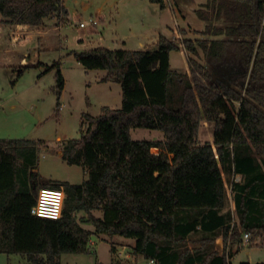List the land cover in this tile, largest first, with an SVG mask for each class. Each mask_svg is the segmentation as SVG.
<instances>
[{"label": "trees", "instance_id": "trees-1", "mask_svg": "<svg viewBox=\"0 0 264 264\" xmlns=\"http://www.w3.org/2000/svg\"><path fill=\"white\" fill-rule=\"evenodd\" d=\"M151 1L166 8L165 0ZM66 12L64 0H0V22L10 25L40 26ZM197 14L215 21L207 29L215 37L183 41L189 72L172 68L170 53L180 47L165 35L156 49L72 51L86 69H106L104 80L121 84L122 105L84 113L81 137L55 150L83 166L81 183L40 181L41 140L0 138V252L61 264L62 254L88 252L94 234L108 233L135 239L134 255L156 264H232L244 232L251 245L263 237L264 0H208ZM53 69L59 107L65 78L59 61L47 65ZM205 121L212 141L200 139ZM134 127L161 130L165 139L135 140ZM224 173L242 175L230 183L236 214ZM41 185L64 188L60 218L31 213ZM115 257L112 264H135Z\"/></svg>", "mask_w": 264, "mask_h": 264}, {"label": "rangeland", "instance_id": "rangeland-1", "mask_svg": "<svg viewBox=\"0 0 264 264\" xmlns=\"http://www.w3.org/2000/svg\"><path fill=\"white\" fill-rule=\"evenodd\" d=\"M196 1L183 5L188 14L187 20H184L176 10L171 9L174 5H181L174 0V4L169 3L170 7L164 9L151 0H64L67 9L65 15L47 18L42 25L36 27L42 33L33 39L34 44L29 45V49L33 48L34 52L40 53L39 58L49 65L55 61L60 62L65 78L61 105L57 107L55 69L46 72L47 65L30 66L20 74L23 68L19 67L21 65L1 66L0 137L45 139L48 151L45 157L40 158L41 174L48 178L59 176L67 180L81 181L83 173L80 167L63 161L54 151L59 147L61 139L81 137V128L85 130L88 124V120L83 118L84 113L98 115L104 104L121 107L122 87L119 83L97 82L96 78H101L98 73L102 71L86 69L72 51H83L85 47L142 49L148 44L155 46L160 34L170 36L173 30L171 28L179 23L181 26L176 27V32L174 31L170 39L184 45L183 41L187 38L195 40L207 34L206 27L196 25L198 21L193 10ZM91 18L98 21L97 26L91 28L89 25H80L81 22L89 24ZM122 39L127 40V43H123ZM1 40L15 44L8 34ZM176 57L178 55L174 53L172 65L182 69ZM41 74L43 75L40 76ZM203 130L200 132L201 139L208 137L211 127L205 125ZM131 136L135 140H161L164 133L158 129L134 127L131 129ZM210 136L212 139V131ZM228 176L226 174V185L230 197ZM229 207L236 214L231 197ZM94 213L97 216L104 214L101 209H95ZM83 214L79 212L78 217L84 216ZM81 223L85 228L94 229L86 221ZM193 237L197 235L194 234ZM217 240L218 238L215 243ZM237 245V248L243 249L233 258L232 264H241L242 260L251 261V264H264V239L257 238L252 246L251 242L240 246L236 241ZM89 248L90 251L84 253H64V264H112L116 254V260L155 264L144 255L135 256L131 243L119 234L96 233L91 237ZM23 256L19 253H0V264H24L26 259Z\"/></svg>", "mask_w": 264, "mask_h": 264}, {"label": "crops", "instance_id": "crops-1", "mask_svg": "<svg viewBox=\"0 0 264 264\" xmlns=\"http://www.w3.org/2000/svg\"><path fill=\"white\" fill-rule=\"evenodd\" d=\"M174 1H178L181 5L179 7H176L174 5L173 7H171V9L174 10V11L176 10V12L179 13L184 18V20H187L188 14H187L185 8L183 7V5L184 6L190 5L193 0H174ZM207 1L208 0H197L196 2H194V7H193L194 14H195L196 19L198 21V23L196 25H200V26L206 27V32H207L208 26L213 27V25L215 24V21H211V20H207V19L201 18L197 14V11H198V9H206V3H207ZM165 3H166V8H169L170 7V6H168L169 3L174 4L173 3V0H165ZM175 7H176V9H175ZM182 11H184V12H182ZM188 24H193V23H188ZM188 24H186V25H188ZM177 26H181V24L179 23L178 25L173 26L171 28V30L173 29L171 35L174 33V31L176 32V27ZM182 26H185V25H182ZM36 27H38V26L27 25V24H17V25H9V24H7L6 25V24L0 22V67L1 66H9V65H11L13 67L15 65H18V66L21 65L19 67H26V66L27 67H30V66H38V65H49L47 62H45L44 60H41L39 58L40 53L34 52L33 51V48H30L29 49V45L35 43V42H33V39H35L36 35H41V33H42L41 32L42 30H37ZM36 33H40V34H36ZM7 34L10 35V37L12 39H14L15 44H12L11 42H9V43L2 42L1 39L4 36H7ZM160 35H163V34H160ZM160 35H159V37H160ZM170 36H167V37L170 38ZM202 37L209 38L210 39V38H214L215 36L212 35V33H208L207 32L206 36H202ZM158 40H159V38H158ZM82 41H84V40L82 39ZM122 42L123 43H127V40L122 39ZM84 43H86V42H84ZM19 46L21 47V49H20ZM157 47H158V41L156 42L155 46H153V44H148V45H146V48H142V49H156ZM179 47L180 48L178 50H172L171 53H170L171 66L175 70L183 71V72H189L190 70H189V62H188V59H189V56H190L189 55L190 52L182 44H179ZM89 48H93V47H89ZM89 48L88 47H85L84 50L89 49ZM117 48H125V47H117ZM125 49H133V48H125ZM138 49H140V48H138ZM198 49H199V52H200V55H201V59H202V57L204 56V52H203V50H202L201 47H199ZM201 50H202V53H201ZM174 53H176V55H178V57H176V58L180 62L179 64L182 65V69H178V67L172 65L173 58H174ZM45 71L46 72H50L51 70L50 71L45 70ZM100 71H102V72H99L98 73V76H101V78H96V81L97 82H101V83H118V82H115V81H112V80L105 81L104 80V77L107 75L108 70H106V69H100ZM43 74H41L40 76H42ZM104 106H110V107H112L111 105L104 104V105L101 106L100 113H101V110H102V108ZM112 108H118V107H112ZM92 115H94V114H92ZM205 125L208 126V124H207L206 121L204 122V126L202 127V130L204 129ZM208 131H209L208 132V134H209L208 137H206L205 139H201L200 138L203 142L208 141V140H210V141L213 140V138L210 139V137H211L210 136L211 131L210 130H208ZM20 139H32V138H20ZM164 139H165V134H164V137L161 140H164ZM35 140H37V139H35ZM38 140H41V143L39 144V151H38L39 160H38V167L36 168V170H38L39 173H40V181L46 182V181H52V180H64V181H70L71 183H81L85 179L86 175H85L83 166L77 165V164H74V165L79 166L80 169H81V171H82V173H83L82 180L81 181L69 180V179L67 180V179H64V178L59 177V176L58 177L54 176V177L48 178L45 175H42L41 172H40V166H41V160H40V158H41V156L42 157H45L46 156V152L48 150H47V143H46V141H44L45 139L38 138ZM60 141H62V139ZM45 144H46V146H45ZM54 152H56V151H54ZM56 154H57V156L60 159H62L63 161H65L62 158L61 153L56 152ZM228 177H230V183L233 182V180L240 181L242 179V175L241 174H233L232 176L230 174ZM224 178L226 180V173H224ZM226 183H227V180H226ZM231 192H232V190L230 188V196H232L231 195ZM233 201H234V199H233ZM234 204H235V201H234ZM99 234H102V233H99ZM122 237L124 239H126L127 241H129V243H131V245L134 248L135 243H136V240L135 239H133V238H127V237H124V236H122ZM217 238H218V240H217V242L215 244H216L217 250L221 254V253H223V251L225 249V242H224V238H223V235L222 234L219 235ZM263 239H264V235H263V237H261V240H263ZM239 244H241V243H239ZM260 245H262V244H260ZM189 246L190 247H196V246H199V243H194V242L192 243V242H190L189 243ZM235 246H236V243L233 245L232 249ZM237 247H238V245L236 246L235 249H233L235 251H233V254L234 255H233V257H232L231 260H233V258H235V256L243 249V248L241 249V248H237ZM0 253H3V252H0ZM6 254H8V253H6ZM11 254H15V253H11ZM21 255H23V254H21ZM23 257L26 259V262L24 264H30V262L28 261L27 257L25 255ZM63 257H64V254H62V256H61V264H64ZM150 261H152V262H154L156 264V261L154 259H150ZM243 263H249V264H251V261L242 260L241 261V264H243ZM258 264H261V263H258Z\"/></svg>", "mask_w": 264, "mask_h": 264}, {"label": "built area", "instance_id": "built-area-1", "mask_svg": "<svg viewBox=\"0 0 264 264\" xmlns=\"http://www.w3.org/2000/svg\"><path fill=\"white\" fill-rule=\"evenodd\" d=\"M97 24L98 21L92 18L89 24L86 22L80 23L82 27L89 25L91 28ZM65 197L66 194L63 187L42 186L38 191L35 204L31 207V213L41 217L60 218L62 216ZM250 239L251 233L244 232L242 236L243 242L240 246H245L246 243L250 242Z\"/></svg>", "mask_w": 264, "mask_h": 264}, {"label": "water", "instance_id": "water-1", "mask_svg": "<svg viewBox=\"0 0 264 264\" xmlns=\"http://www.w3.org/2000/svg\"><path fill=\"white\" fill-rule=\"evenodd\" d=\"M262 40L264 41V35H262Z\"/></svg>", "mask_w": 264, "mask_h": 264}]
</instances>
